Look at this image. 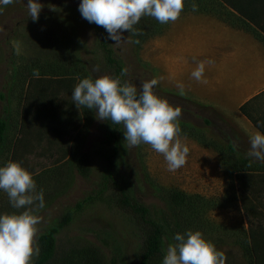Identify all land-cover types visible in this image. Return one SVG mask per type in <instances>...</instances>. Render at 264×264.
I'll return each instance as SVG.
<instances>
[{"label":"rangeland","instance_id":"374dc122","mask_svg":"<svg viewBox=\"0 0 264 264\" xmlns=\"http://www.w3.org/2000/svg\"><path fill=\"white\" fill-rule=\"evenodd\" d=\"M229 1L243 5L239 0ZM37 2L42 10L35 22L28 16L27 0L0 6V117L4 109L8 116L0 144V166L19 162L32 174L37 191L43 190L45 206L33 213L41 217L37 235L55 226L77 204L82 205L59 229L54 254L45 264H135L149 227L122 207L119 190L103 185L108 153L106 122L96 118V110L77 108L71 97L80 79L113 78L114 71L106 64L101 47L102 35L108 34L82 18L78 10L81 0ZM183 3V10L192 9L195 3L203 10L219 11L211 0ZM259 4V0L253 1L251 8L261 13ZM260 20L262 15L258 21L263 23ZM134 28L138 30L134 34L139 41L137 51L127 31L122 33L126 39L119 46L111 40L107 45L114 51L113 58L127 69L126 75L120 74L121 82L129 81L139 89L141 82L155 78L156 71L145 60L144 52L149 37L162 33L164 24L144 16ZM251 28L258 38L264 37L258 28ZM16 42L20 44L19 54L14 48ZM94 65H99V71H92ZM33 69H39L38 78ZM153 91L173 107L182 108L179 125L190 124L195 136H205L220 146L224 155L220 157L194 138L179 134L189 148L187 162L170 172L163 156L149 145L129 147L119 125L123 155L114 170L116 182L125 189L129 202L146 209L147 219L163 231L162 253L151 264H162L174 235L187 230L200 231L204 239L223 251L226 264H247L244 252L252 241H264V169L241 175L237 183L226 163L236 160L227 156L226 139L231 138L239 152L246 153L250 143L235 137L228 124L218 123L216 115L187 97L157 85ZM204 119H209L210 125ZM77 157H82L80 164ZM82 170L86 173H80ZM24 210L14 209L0 190V214ZM261 262L264 264V259Z\"/></svg>","mask_w":264,"mask_h":264},{"label":"clouds","instance_id":"9594fccd","mask_svg":"<svg viewBox=\"0 0 264 264\" xmlns=\"http://www.w3.org/2000/svg\"><path fill=\"white\" fill-rule=\"evenodd\" d=\"M13 3L14 0H0V6ZM183 7V0H81L78 10L89 23L103 27L108 34L106 39L119 46L126 39L123 32L138 33L134 25L142 17L154 18L160 24L174 23ZM191 7L194 12L198 10L195 3ZM26 8L28 16L37 21L42 5L37 0H27ZM14 48L19 54V42ZM211 63V60L199 61L191 78L207 83L203 78L205 65ZM92 71H99V65H94ZM126 74L127 69H122L121 76ZM33 75L38 78L39 69H33ZM162 79L143 81L138 89L129 81L122 83L119 77H86L74 86L71 97L77 108L96 110L97 119L122 125L129 147L149 145L163 156L168 171L174 172L186 164L189 148L179 138L178 121L182 108L173 107L153 91ZM176 87L180 96L186 95L183 83H177ZM249 143L246 157L264 162V134L256 132ZM0 190L7 194L14 209H27L19 214H0V264H32L33 256H38L40 251L36 237L37 225L41 222V217L33 213L45 206L43 190L37 191L32 174L14 161L0 166ZM226 260V254L204 239L200 231L187 230L174 235L173 242L167 245L162 264H226Z\"/></svg>","mask_w":264,"mask_h":264},{"label":"crops","instance_id":"0c3cea01","mask_svg":"<svg viewBox=\"0 0 264 264\" xmlns=\"http://www.w3.org/2000/svg\"><path fill=\"white\" fill-rule=\"evenodd\" d=\"M218 3L219 11L236 14L225 1ZM199 8L182 10L176 22L150 36L144 58L156 71L155 78L163 77L158 88L179 94L176 84L183 83L184 97L215 109L249 140L259 131L240 107L251 101L250 113L262 110L258 116L264 119V45ZM208 60L212 63L205 65L203 77L207 83L192 79L197 63Z\"/></svg>","mask_w":264,"mask_h":264},{"label":"trees","instance_id":"16d2710c","mask_svg":"<svg viewBox=\"0 0 264 264\" xmlns=\"http://www.w3.org/2000/svg\"><path fill=\"white\" fill-rule=\"evenodd\" d=\"M225 1V3L230 6L234 11H236V14L224 10L223 12H211L204 10L205 13H210L215 16H218L222 21H224L226 24H228L232 28L242 29L249 33H251L258 41H260L264 45V37L258 38V34L256 35L255 30L252 31L251 27H254V29L258 28L259 31L264 35V0H259V6L262 10L260 13V9L255 10L254 7L251 4L253 1L258 0H239L243 3V5L235 6L231 1L229 0H222ZM211 2H214L213 4L218 5V0H211ZM245 4V5H244ZM204 7H208L204 4ZM212 7V6H211ZM251 8V9H250ZM262 15V21L263 23L259 24V17ZM225 18H224V17ZM232 17L233 19H236L240 21L241 23L247 25L246 27L239 26L237 23H235L233 20L230 19ZM228 18V19H227ZM131 41H136L135 36L133 33H128ZM107 35H102L101 40V47L105 51L106 54V64L108 67L112 68L113 78L119 77L121 71L123 69L121 62L118 59L113 58V49L108 47L109 40L106 39ZM260 37V36H259ZM133 48L135 51H137L138 43H133ZM139 61V60H138ZM140 62V61H139ZM143 69V68H142ZM2 97V96H0ZM253 101V100H252ZM251 105V101L245 103L240 107V112L251 122V124L261 133L264 134V119L261 116H257V114L252 115L249 111ZM200 106L206 110L209 113H212L216 115L218 123H226L228 124L238 139H242L243 142L246 144H249V140L245 138L244 134L240 132L231 122H229L222 114H220L215 109L201 105ZM26 109V108H25ZM26 110H23V113ZM28 112V111H27ZM7 112L4 109V115L0 117V144L4 142V135L6 133V130L8 128L7 123ZM223 121V122H222ZM106 122V146L108 148V153L105 157V165H104V174H103V185H109L111 184L112 187L120 191V194L122 196L121 205L125 209H128L132 214L137 216L141 221L144 222L149 227L148 233L144 235V240L141 245V248L137 254V260L135 264H151L154 258L161 255L162 253V236L163 231L160 225L157 223L148 220L147 219V211L144 208H141L135 204H131L129 201V197L126 194L125 189L119 185L116 182L114 170L116 168L117 161L121 160L120 157H122V151H121V141L118 137V128L119 125L112 124L110 121ZM203 122L206 125H210L209 119H204ZM181 132L180 134L194 138L196 141H198L202 146L211 148L215 150L217 153H219L220 157L224 155V151L222 148L218 145H216L214 142L209 141V139L205 138V136H195L193 134V126L186 122L180 123ZM222 138V137H221ZM222 140H224L222 138ZM226 150H227V156L229 157H236L235 161H227L228 167H230L231 172L235 175V179L237 182V179L240 178L241 175H247L252 173H258L260 172L259 169H264V165H259V161L252 160L251 158L246 157L245 152H239L237 147H233V143H231V138L226 139ZM77 163L82 161V157H77ZM258 164V165H257ZM80 173H86L84 170H82ZM238 183V182H237ZM89 200V199H88ZM87 200V201H88ZM218 206L220 204L218 203ZM82 205L77 204L75 206V210L73 211H67L63 217L61 218L58 223L55 224V226L47 229L46 231H43L37 235L36 241L39 246V255L36 256L35 260L32 262V264H45L47 263L53 256L55 251V236L58 233L59 229L62 228V226L66 223H69L71 221L72 215L74 211H79L81 209ZM245 259L247 261V264H261L262 260L264 259V241H252L251 246L247 248V250L244 252Z\"/></svg>","mask_w":264,"mask_h":264}]
</instances>
